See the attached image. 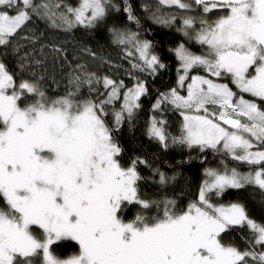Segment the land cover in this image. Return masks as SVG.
I'll return each instance as SVG.
<instances>
[{
  "label": "snow or ice",
  "instance_id": "6c2138e0",
  "mask_svg": "<svg viewBox=\"0 0 264 264\" xmlns=\"http://www.w3.org/2000/svg\"><path fill=\"white\" fill-rule=\"evenodd\" d=\"M161 2L225 14L211 22L200 19L198 31L192 17L183 19L184 35L207 51L196 54L184 44L175 49L183 70L178 87L190 80L187 95L173 88L153 107L171 104L181 110V132L169 136L167 122L153 116L148 136L165 148L170 141L202 152L224 151L254 170L207 169L197 199L186 208L173 199L144 198L138 165L148 162L140 157L123 162V148L114 136L141 108V97L148 93L144 82L128 88L80 66L64 94L50 96L41 86L43 77L18 82L0 60V264H264V222L253 219L242 203L213 202L227 189L253 186L264 192V0ZM114 7L112 0H76L75 5L0 0V46L10 44L34 17L54 28H94ZM125 11L135 20L130 5ZM113 33L117 42L138 52L143 66L133 68L155 73L165 67L151 41L135 32ZM197 68L216 79L189 76ZM223 79L236 91L217 82ZM101 82L106 98H93V85ZM121 100L109 124L108 106ZM159 177L161 184L168 182L164 173ZM129 206H138L132 219L125 218ZM234 227L248 229L243 249L224 242L222 234ZM68 241L79 251L61 258L56 249Z\"/></svg>",
  "mask_w": 264,
  "mask_h": 264
},
{
  "label": "trees",
  "instance_id": "16d2710c",
  "mask_svg": "<svg viewBox=\"0 0 264 264\" xmlns=\"http://www.w3.org/2000/svg\"><path fill=\"white\" fill-rule=\"evenodd\" d=\"M185 2L192 3V0ZM65 3L75 5L76 0H65ZM112 4L115 7L94 28L79 25L70 30L54 28L47 20L34 17L24 30L12 38L10 44L0 46V60L15 73L18 82L21 79L43 77L40 80L41 86L50 96L63 95L71 76L81 73L80 66H84L86 72L94 73L97 78L108 77L123 81L128 88L133 87L137 80L144 82L148 93L141 97V108L133 120L124 122L114 133L115 139L123 148V162L127 163L135 157L148 162L147 165H138V171L143 177L139 184L144 198L157 201L173 199L179 208H186L197 199L200 187L206 179L207 169L223 170L226 166L243 172L254 170L255 166L233 160L224 151L206 149L202 152L198 147L189 148L170 141L165 148L147 134L153 116L167 122L169 136H179L181 132V110L171 104H162L160 109H154L153 106L162 93H168L173 88L178 91V78L182 72L175 49L184 44L196 54H202L206 50L195 39L184 35L183 19L192 17L194 28L198 31L200 19L211 22L225 14L224 11L214 10L205 14L200 6L194 4L189 11L166 7L157 0H112ZM128 5L131 6L135 20L128 19V12L125 11ZM173 17L175 20L171 23L157 22L158 18L171 20ZM113 29L135 32L141 40L151 41L152 52L165 67L158 68L155 73L151 70L145 73L132 69L127 51L133 50L134 54L138 52L131 45L117 42ZM187 30L194 36L193 29ZM93 87L96 89L91 93L93 98H106L108 90L102 82L94 84ZM121 103L122 100L108 106L109 114L106 119L109 124L113 121V107L118 110ZM214 109L218 111V108ZM159 173H164L168 178L166 184L160 183ZM213 202L225 205L230 202L242 203L253 219L264 222V192L257 187L228 189L220 196H213ZM137 210L138 206H129L125 218H134ZM222 235L226 243L235 244L241 249L247 246V228L234 227ZM78 251V245L68 241L63 247L56 249V254L66 258Z\"/></svg>",
  "mask_w": 264,
  "mask_h": 264
},
{
  "label": "rangeland",
  "instance_id": "374dc122",
  "mask_svg": "<svg viewBox=\"0 0 264 264\" xmlns=\"http://www.w3.org/2000/svg\"><path fill=\"white\" fill-rule=\"evenodd\" d=\"M157 1H159L161 4H163V5L166 6V7H177V6H175V5L164 4V3L161 2V0H157ZM206 51H207V49L204 50V52H206ZM129 52H131L132 54L129 55V54H128ZM127 55L129 56V57H128V58H129V64H130V66L132 67V69H134V70H136V71H140V72H145V73L148 72V70H150V69L145 68L144 71H141L140 69L133 68V64H141V65L143 66V61L139 59V54H138V53L134 54V51H133V50H128V51H127ZM157 70H158V69H157ZM180 70H181V72H182V74H183V70H182L181 68H180ZM194 75L208 76V78L216 79V78H214V77L209 76V74L206 73V72L203 70V68L193 69V70L189 73V76H194ZM217 82H221V83H229V81H228L227 79L218 80ZM188 83H190V80H186V81H185V86H184L183 88L178 87V92L180 93V95H184V96L187 95V90H186V89H187V84H188ZM229 87H232L233 90L236 91L234 85L231 86V84H230ZM185 91H186V93H181V92H185ZM244 95H245V98H246V99L250 98L247 94H244ZM214 108H215V107H212L211 110H213V111H217V110H215ZM185 111H186V110H185ZM218 111H219V109H218ZM192 114H195V113L193 112ZM253 150H255V149H253ZM238 171H239V170H238ZM239 172L246 173V172H243V171H239ZM206 178H207V177H206ZM227 190H228V189H227ZM72 242H74V241H72ZM74 243H75V242H74Z\"/></svg>",
  "mask_w": 264,
  "mask_h": 264
}]
</instances>
